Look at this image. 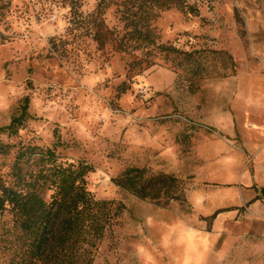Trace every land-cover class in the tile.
<instances>
[{"label": "rangeland", "instance_id": "obj_1", "mask_svg": "<svg viewBox=\"0 0 264 264\" xmlns=\"http://www.w3.org/2000/svg\"><path fill=\"white\" fill-rule=\"evenodd\" d=\"M81 1L75 17L53 0H10L0 13V126L30 100L18 135L0 139L57 144L61 158L93 165L96 198L122 203L93 264H264V0L155 9L158 43L232 54L234 66L210 53L217 71L193 82L153 46L99 47L89 32L99 0ZM115 1L102 16L122 35L140 0ZM15 148L0 154L5 177ZM128 166L174 173L187 201L163 204L116 184ZM226 207L209 227L203 217ZM14 231L6 212L0 264L11 261Z\"/></svg>", "mask_w": 264, "mask_h": 264}, {"label": "trees", "instance_id": "obj_2", "mask_svg": "<svg viewBox=\"0 0 264 264\" xmlns=\"http://www.w3.org/2000/svg\"><path fill=\"white\" fill-rule=\"evenodd\" d=\"M53 1L68 5L74 17L81 13V0ZM9 2L0 0L1 14ZM113 3L117 1L99 0L89 19V32L99 47L112 45L116 50L131 51L153 46L176 62L181 70L179 77L192 82L217 71L215 56L210 53H220L224 62L234 66V58L226 50L184 49L156 41L157 33L150 25L155 9L177 6L193 12L195 7L189 5L187 0H140V11L125 13L126 31L122 35L109 28L102 16ZM5 38V35H0V42ZM128 87L125 82L120 85L121 91H126ZM29 102L26 96L20 114L8 124L0 126V133L18 135L29 116ZM56 145L41 146L22 140L10 143L0 139V154L7 155L16 147L9 177L0 174V246L6 212L12 213L16 227L13 233L16 243L9 264H93L92 248L113 222L118 212L116 208L122 206L119 203L114 207L112 200L96 198L86 181V175L93 170V165L85 160L61 158ZM114 181L141 198L163 204L175 200L187 201L181 179L174 173L151 172L146 167L128 166ZM48 191L51 192L46 197ZM229 209L232 207L218 208L203 218L210 227L220 212Z\"/></svg>", "mask_w": 264, "mask_h": 264}, {"label": "water", "instance_id": "obj_3", "mask_svg": "<svg viewBox=\"0 0 264 264\" xmlns=\"http://www.w3.org/2000/svg\"><path fill=\"white\" fill-rule=\"evenodd\" d=\"M260 192H261V195L264 196V185L260 187Z\"/></svg>", "mask_w": 264, "mask_h": 264}]
</instances>
